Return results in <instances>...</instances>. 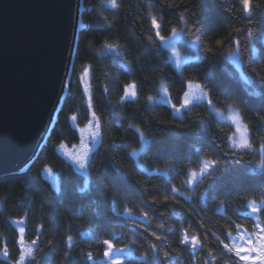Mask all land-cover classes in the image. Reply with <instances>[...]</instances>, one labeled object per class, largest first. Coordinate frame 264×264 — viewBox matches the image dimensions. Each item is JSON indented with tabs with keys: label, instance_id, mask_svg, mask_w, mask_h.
I'll return each mask as SVG.
<instances>
[{
	"label": "trees",
	"instance_id": "obj_1",
	"mask_svg": "<svg viewBox=\"0 0 264 264\" xmlns=\"http://www.w3.org/2000/svg\"><path fill=\"white\" fill-rule=\"evenodd\" d=\"M117 2L114 9L108 0H83L85 28L75 40L72 77L55 122L24 170L0 176V243L9 250L0 264L16 261L20 253L14 220L24 221L26 241H38L36 259L27 264H101L105 240L130 247L134 256L124 264H230L219 240L230 244L228 234L237 226L250 231L255 225L246 205L264 200V153L259 151L264 144V0H256L260 7L252 23L239 0ZM149 13L161 23L162 36L173 29L181 33L180 47L193 61L178 69L171 64ZM234 52L240 73L227 58ZM85 67L91 110L77 78ZM189 80L204 86L215 109L238 111L254 150L233 154L228 147L232 126L219 122L205 104L177 115L155 101L163 86L178 106ZM130 83L138 86L137 98L122 100ZM91 111L100 119V140L83 175L57 146L77 143L71 117L84 124ZM208 160L219 163L189 191V173ZM49 168L56 184L45 174ZM259 219L264 223V214ZM184 230L198 235L203 247L193 251L181 244ZM88 253L93 260L86 259Z\"/></svg>",
	"mask_w": 264,
	"mask_h": 264
},
{
	"label": "water",
	"instance_id": "obj_2",
	"mask_svg": "<svg viewBox=\"0 0 264 264\" xmlns=\"http://www.w3.org/2000/svg\"><path fill=\"white\" fill-rule=\"evenodd\" d=\"M81 0H0V176L44 144L65 91Z\"/></svg>",
	"mask_w": 264,
	"mask_h": 264
},
{
	"label": "snow or ice",
	"instance_id": "obj_3",
	"mask_svg": "<svg viewBox=\"0 0 264 264\" xmlns=\"http://www.w3.org/2000/svg\"><path fill=\"white\" fill-rule=\"evenodd\" d=\"M108 3L110 7L117 9L119 8V4L117 0H108ZM239 3L241 5V12L245 17L248 18V22L252 23L255 17V10L257 7H260L258 3H256V0H239ZM149 17L151 19V28L155 31L156 37H158L160 40H164L165 37L161 35V23L158 22L157 18L153 16L151 13H149ZM180 20L183 21L184 17L183 15L180 16ZM173 35H175L176 30L173 29ZM253 32L251 29L248 30V37H252ZM149 42L152 41V37H148ZM168 39H171L169 37ZM196 42H200V36H196ZM238 43V42H237ZM105 47L110 50H115L113 48V45L111 44H105ZM173 55L176 57V66L177 68L180 67L181 61L178 56V54L173 50ZM235 56L236 53H233ZM239 66V65H237ZM255 71V69H253ZM89 75V71L87 68L83 70V74L81 77L82 82L85 83L84 92L86 95H88L89 99L87 101L88 108L91 110L92 105V99L90 95V88L87 86V78ZM243 75V73H242ZM137 84L130 83L125 86L124 88V94L121 97L122 100H135L137 98ZM161 92L164 97V102L169 104L173 111L177 114L181 112L182 109L188 108L193 103H206L210 108L215 110V105L213 103V100L210 98V95L208 92L204 90V86L201 83L194 82L192 80H189L187 82V90L183 93L182 102L179 103V106L177 104L172 103V98L169 95V91L167 87H161ZM151 99V97H149ZM71 120L75 124L77 121V117L73 115L71 117ZM227 120L234 126L235 131L233 134L228 137V147L234 150V153H243L254 150L253 143L251 142L249 138V128L248 126L243 122L240 114L238 112L232 111V114L227 117ZM81 133V141L79 147L76 145H73L71 149L68 148L65 144H60L59 148L62 151V153L67 156L70 160H72L80 169H85L88 166V162L91 159L90 156V147L88 144L85 143V132H87V135L93 142L97 140V138L100 136L101 131V124L100 119L98 118L95 111H91V119L88 122V125L85 128L79 129ZM141 139H144L143 134H141ZM259 151L261 153H264V144H261L259 146ZM218 161L215 160H208L204 161L203 165L200 170V175H207L210 174V171L214 169L218 165ZM264 166V165H262ZM46 171L51 174V169H46ZM190 179L188 180V183H193L197 178L198 174L196 172H191L189 174ZM173 192H176L177 189L175 187L172 188ZM167 199V197H165ZM246 207L250 209V213L248 215L253 216L257 221H259L260 214H264V200H261L259 203H257L255 200H249L247 202ZM145 215H147L145 213ZM16 223L18 229H19V240L17 243L20 245V254L18 259L15 261V264H27L28 261H35L36 256L35 252L38 250L36 248L37 240H32L30 242L25 241V228L23 227L24 221H14ZM239 227V226H237ZM254 228L257 230L251 234H249L247 231L242 233L239 237L232 236L230 233L228 234V239L232 241L231 244L226 243L224 240H219V245L221 246L219 248V251L222 253L227 254V257L230 261V264H264V223L258 222L254 225ZM39 231V230H38ZM152 235H156L155 233H152ZM157 239H160L159 236L156 237ZM242 241L243 243H238L237 241ZM181 244L189 246L192 248L193 251H195L197 248L203 247L201 238L198 235H189L187 230H184L181 233V239L179 241ZM105 245H107V250L104 252L105 257H108L112 251V243L108 240L103 241ZM68 247H72V237H68ZM152 247H155L153 245ZM209 257L213 256V253L211 250H209ZM0 255H2L5 259L9 256V250L7 248L6 242L0 243ZM69 253H65V257H67ZM168 253L165 252V256H167ZM86 259L93 260V256L91 253L87 254ZM210 264H214V262H210Z\"/></svg>",
	"mask_w": 264,
	"mask_h": 264
},
{
	"label": "rangeland",
	"instance_id": "obj_4",
	"mask_svg": "<svg viewBox=\"0 0 264 264\" xmlns=\"http://www.w3.org/2000/svg\"><path fill=\"white\" fill-rule=\"evenodd\" d=\"M81 4H82V7H83V9H82V11H81V13H80V18H79V20H80V22H81V24H84V22L82 21V17H81V15H82V13L85 11V7L83 6V0H81ZM83 28H85V27H81L78 31H77V34L83 29ZM77 37V36H76ZM169 37H171V39H168ZM159 41H160V44H161V46L165 49V52H166V54H167V57H168V59H169V61L171 62V64L175 67V68H177V66H176V57L173 55V50L178 54V56H179V58H180V61H181V64H180V67L179 68H181L182 66H184L185 64H187V63H190L191 61H193L194 59H195V57L193 56V55H190V54H188V53H186L185 51H184V49H182L180 46V44H181V41H182V35H181V33L180 32H175V35H173V31L168 35V36H166L165 37V39L164 40H160L159 39ZM192 45V47L193 48H196V43H193V44H191ZM190 45V46H191ZM234 53H236V52H234ZM73 57V56H72ZM227 58L229 59V61L230 62H232V64H233V66L235 67V69L237 70V72L238 73H240V69H241V66H240V63H239V59H238V56H237V54L234 56L233 55V53H231V54H229L228 56H227ZM72 63V62H71ZM237 65H239V66H237ZM71 67V69H72V66H70ZM86 68V67H85ZM85 68H83V70L85 69ZM70 69V73H69V75H68V78H67V80H66V83H65V91H64V93H63V95H62V97H61V99H60V102H59V104H58V107H57V109H56V111H55V113H54V119H53V121L51 122V124H50V126H49V129H48V131L50 132V130H51V128H52V126H53V124H54V122H55V119H56V115H57V112L59 111V108H60V106H61V104H62V101L64 100V98H65V96L67 95V89H68V84H69V81H70V79H71V77H72V70ZM178 69V68H177ZM83 70L78 74V76H77V78H78V81H79V83H80V86H81V88H82V92H83V94H84V96H85V98H86V100L88 99V95H86L85 94V92H84V88H85V83L84 82H82V80H81V77H82V74H83ZM89 85V77L87 78V86ZM187 90V84H186V89H185V91ZM182 98H183V95H182V97H181V100H180V102H182ZM155 101L156 102H159V103H164V104H167V103H165L164 102V97H163V95H162V92H161V90H160V94H159V96L158 97H156L155 98ZM194 104H205L209 109H210V111L214 114V116H215V118L219 121V122H221V123H225V124H228V125H230V126H232V128H233V132L235 131V128H234V126L227 120V117L229 116V115H231L232 114V111L234 110L235 112H238L236 109H234L233 107H227V108H225V109H223V110H217V109H215V110H213L212 108H210L206 103H193L192 105H194ZM167 105H169V104H167ZM170 106V105H169ZM179 106V105H178ZM191 106V105H190ZM189 106V107H190ZM171 107V106H170ZM172 108V107H171ZM186 109V108H185ZM182 110H184V109H182ZM181 110V111H182ZM172 111H173V109H172ZM174 112V111H173ZM175 113V112H174ZM181 113V112H180ZM179 113V114H180ZM175 114H177V113H175ZM178 115V114H177ZM91 118H89V120H90ZM89 120H87V122L86 123H84V124H78L77 123V121H76V123L74 124V123H72L73 124V126H74V128H75V130L77 131V133H78V141H77V143H75V144H72V145H67L68 146V148L69 149H71L72 148V146L73 145H76L77 147H79V145H80V141H81V133H80V131H79V129H82V128H85L87 125H88V122H89ZM73 122V121H72ZM233 134V133H232ZM231 134V135H232ZM230 135V136H231ZM249 138H250V135H249ZM99 140H100V136L97 138V140L95 141V142H93L92 140H91V138H89L88 137V135H87V132H85V143L86 144H88V146L90 147V149H91V151H90V155H91V153L94 151V149L97 147V145H98V143H99ZM66 145V144H65ZM142 147H143V145H144V140H142V142H141V144H140ZM142 147L140 148V149H138L137 151H135V152H133L132 153V156L134 157V158H136L137 157V155H138V153L141 151V149H142ZM57 151L60 153V155L61 156H63L71 165H72V167L77 171V172H79V173H81V174H83V175H86V173H87V170H86V168L85 169H80L79 167H78V165H76L72 160H70L67 156H65L63 153H62V151L60 150V148H59V146H57ZM204 162V161H203ZM203 162L201 163V165L198 167V169L197 170H194V171H191V172H196L197 174H198V178L193 182V183H191V184H189L188 183V181H187V183H186V188H188V190L189 191H193V189H194V187L195 186H197L198 184H200L199 182L202 180V178L203 177H205L206 175H200V170H201V167H202V165H203ZM190 172V173H191ZM189 173V174H190ZM45 174H46V176L50 179V181L51 182H53L54 184H56V177H55V175L53 174V173H51V174H49L47 171H45ZM190 179V176H188V180ZM248 209V208H247ZM247 213H250V209H248L247 210ZM251 216V215H250ZM251 218H252V220H253V222L256 224V223H258V222H261V220L259 219V221H257L255 218H253V216H251ZM14 221H20V220H14ZM14 221L12 222L13 223V225L15 226V228L17 229V231H18V234H19V229H18V227H17V225H16V223H14ZM24 225V224H23ZM24 227V226H23ZM245 231H247L249 234H251V233H253V232H255V231H257L255 228H254V226H253V229L252 230H247V229H245V228H242V227H237L236 228V230H235V233L232 235V236H235V237H239L242 233H244ZM25 238V237H24ZM18 240H19V237H18ZM26 241V240H25ZM26 242H30V241H26ZM238 243H243L242 241H237ZM232 243V241L230 240V244ZM19 248H20V245H19ZM106 250H107V246H106ZM105 250V251H106ZM20 254V253H19ZM134 256V254L132 253V251H131V249H130V247L129 246H125V247H116V246H113L112 247V251H111V253H110V255L108 256V257H105V255H103V257L102 258H100L99 259V262L101 263V264H124L126 261H128L129 259H131L132 257ZM19 257V256H18ZM18 257H17V259H18ZM0 258L1 259H3V260H6L2 255H0ZM16 259V260H17ZM10 264H15V261L14 262H11Z\"/></svg>",
	"mask_w": 264,
	"mask_h": 264
}]
</instances>
